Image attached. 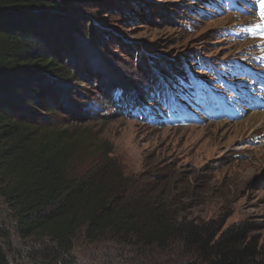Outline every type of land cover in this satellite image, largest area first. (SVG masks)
Wrapping results in <instances>:
<instances>
[{"label":"rangeland","instance_id":"1","mask_svg":"<svg viewBox=\"0 0 264 264\" xmlns=\"http://www.w3.org/2000/svg\"><path fill=\"white\" fill-rule=\"evenodd\" d=\"M242 1L232 0L226 9L224 0H74L62 12L79 16L78 30L62 34L60 45L54 39L51 51L59 60L56 50L62 49L61 59L72 61L75 74L54 81L50 114L41 103L29 109L40 119L48 115L52 125L90 135L96 149L77 169L91 166L102 148L134 186L153 190V199L167 204L177 219L223 229L248 225L264 261V93L256 95L263 105L257 111L229 89L242 94L247 90L235 82L254 84L238 75L239 63L264 71L262 25ZM233 5L247 13L230 12ZM161 77L186 81L188 97L174 94L166 82L155 99L147 97L153 79ZM194 84L201 98H194ZM122 88L134 96L132 107L138 111L141 103L149 118L122 114L115 101ZM183 100L190 101L188 112ZM3 210L0 202V215ZM172 247L149 254L90 242L79 233L72 254L77 264H146L145 254L147 262L152 256L147 264L184 263Z\"/></svg>","mask_w":264,"mask_h":264},{"label":"trees","instance_id":"2","mask_svg":"<svg viewBox=\"0 0 264 264\" xmlns=\"http://www.w3.org/2000/svg\"><path fill=\"white\" fill-rule=\"evenodd\" d=\"M73 3L0 0V264H77L72 249L79 233L90 242L149 254L173 246L186 259L180 264H264L248 225L223 229L177 219L167 204L153 199V190L134 186L102 148L91 166L77 169L96 149L90 135L30 111L29 104L41 103L50 114L54 81L75 74L72 61L61 59L62 49L56 50L59 60L51 51L54 39L60 45L62 34L78 30L79 16L62 12ZM163 79L154 78L151 90L162 93L166 82L174 94H188L186 81ZM131 96L123 89L115 101L123 115L134 117ZM182 104L189 106L186 100ZM144 258L146 264L152 260Z\"/></svg>","mask_w":264,"mask_h":264},{"label":"bare ground","instance_id":"3","mask_svg":"<svg viewBox=\"0 0 264 264\" xmlns=\"http://www.w3.org/2000/svg\"><path fill=\"white\" fill-rule=\"evenodd\" d=\"M227 20H230V18L229 19H227ZM249 21V20H248ZM226 22V21H225ZM225 76V75H224ZM223 76V77H224ZM192 78V77H191ZM225 79H226V77H225ZM244 79H247L246 77H244ZM217 87H218V85H216ZM245 90V89H244ZM151 92H152V94H149L147 97H151V98H156L157 97V95H159V94H161V93H159V92H154L153 91V89L151 90ZM184 92V91H183ZM203 93V92H202ZM189 94V93H188ZM188 94H186L184 97H187L188 96ZM236 97V96H235ZM210 98H211V96H210ZM188 102V104L190 103V101H187ZM195 102V101H194ZM130 103H131V110H132V113L134 114V115H136V114H139V115H136V117L138 118V119H141V117L143 116V113H145V116L146 117H148L149 118V114H148V112H147V110L144 108V107H142L141 106V103H139L138 104V111H137V109L135 108V107H132V106H134L135 105V102L133 101V100H131L130 101ZM161 103L163 104V105H165V101L161 98ZM190 105V104H189ZM195 106V105H194ZM222 106V105H221ZM251 110V109H250ZM255 111V110H254ZM258 111V110H257ZM144 116V117H145ZM261 123H264V115L262 116V118H261ZM220 124H222V123H220ZM218 125V124H217ZM215 130H219V128H215Z\"/></svg>","mask_w":264,"mask_h":264},{"label":"snow or ice","instance_id":"4","mask_svg":"<svg viewBox=\"0 0 264 264\" xmlns=\"http://www.w3.org/2000/svg\"><path fill=\"white\" fill-rule=\"evenodd\" d=\"M261 7H264V3L261 4Z\"/></svg>","mask_w":264,"mask_h":264}]
</instances>
